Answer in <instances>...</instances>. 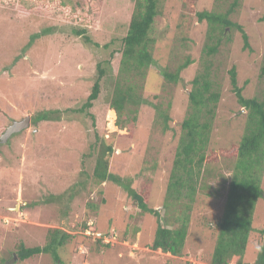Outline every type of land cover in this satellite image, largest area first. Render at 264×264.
Instances as JSON below:
<instances>
[{
	"label": "rangeland",
	"instance_id": "374dc122",
	"mask_svg": "<svg viewBox=\"0 0 264 264\" xmlns=\"http://www.w3.org/2000/svg\"><path fill=\"white\" fill-rule=\"evenodd\" d=\"M37 1L54 0L0 3V137L13 122L30 118L28 129L4 143L0 140V264H210L215 223L223 213L225 183L235 163L234 156L226 159L218 152L238 145L245 123L228 71L235 68L243 97L264 99V0H160L149 34L152 63L138 81L142 90H136L143 102L130 107L135 113L129 120L123 117L122 128L112 110L113 129L108 126V104L119 71L121 39L138 0H56L74 15L68 19L57 9L32 13ZM234 2L228 20L241 27L248 46L239 30L227 28L211 59L210 77L219 85L221 99L208 150L218 157L203 169L182 256L153 252L148 246L157 218L134 207L124 186L110 179L96 185L94 167L106 159L109 178L136 190L145 185L148 208L162 213L189 83L202 70L204 47L213 43L208 35H217L195 13L222 14ZM186 58L193 63L180 72L178 84L165 83L162 73ZM98 64L107 76L98 99L84 108ZM158 103L160 108L170 106L166 131L156 121L153 106ZM41 114L48 118L33 123ZM110 146L108 155L105 148ZM261 188L264 193V171ZM49 230L71 236L58 249L59 261L46 254L18 260L19 243L43 246ZM263 244L261 198L242 264H253ZM237 261L233 257L229 264Z\"/></svg>",
	"mask_w": 264,
	"mask_h": 264
},
{
	"label": "trees",
	"instance_id": "16d2710c",
	"mask_svg": "<svg viewBox=\"0 0 264 264\" xmlns=\"http://www.w3.org/2000/svg\"><path fill=\"white\" fill-rule=\"evenodd\" d=\"M17 0H0L3 5L14 4ZM160 0H138L131 15L125 35L121 39L119 71L113 82L111 100L109 101L110 113L108 114L109 128L113 129L114 113L116 125L122 128L123 117L129 120L133 110L131 106H139L143 101L137 91L142 90L138 81L144 80L147 70L152 63V51L154 41L149 34L155 18L159 15ZM236 2L222 14L201 11L195 16L199 22L205 21L210 32L217 31L215 38L208 35L209 45L203 49L201 57L202 70L196 73L190 81V89L187 92V110L184 118L176 127L179 130V139L175 148L172 168L162 202V213L148 208L147 189L143 185L140 190L131 189L123 185L121 180L107 173L108 160L97 161L93 171V179L96 185L110 179L118 186H124L131 203L142 213L151 212L157 218V228L154 238L148 249L173 257H181L184 248L189 212L191 211L197 186L205 166L216 161L218 155L222 158L234 156L235 163L227 183H225L224 208L219 220L215 223L217 230L216 240L211 253L210 264H229L233 257H238L236 264H242L252 231V217L258 199L264 198L261 188V180L264 171V99H247L242 96L236 78V70L232 67L228 71L229 86L236 98V102L245 111V123L241 139L237 146L230 150H220L218 155L208 150L213 124L217 117L218 104L221 99L219 85L210 77L212 57L216 54L218 44L224 37L227 28H235L242 34L244 45L247 47V36L241 27L228 20L233 12ZM57 9L65 19L74 18L69 14V9L64 8L54 0L51 3L35 2L32 13L52 11ZM83 34L82 31L78 35ZM88 44L89 40L84 39ZM106 47V46H105ZM193 61L186 58L173 71H164L162 77L165 83L176 85L180 80V72L190 66ZM261 76H264V56L261 66ZM106 70L97 65V76L86 98L84 108L92 107V103L98 99L100 86L106 78ZM137 90V91H136ZM156 121L162 125L163 131L169 129L170 117L166 108H160V104L153 106ZM113 110V111H112ZM41 114L38 119H47ZM105 152L112 154V148H105ZM86 223H84L85 225ZM87 226H84V229ZM71 236L58 230H49L48 238L43 246L25 247L19 243L16 249L18 260L24 261L40 254L50 255L55 261H59L58 249L66 245ZM102 240V238H100ZM99 239V240H100ZM102 242V241H101ZM98 242V243H101ZM103 243V242H102ZM103 247H108L104 243ZM102 246V245H101ZM184 264H191L185 262ZM253 264H264V244L260 247Z\"/></svg>",
	"mask_w": 264,
	"mask_h": 264
},
{
	"label": "water",
	"instance_id": "95a60500",
	"mask_svg": "<svg viewBox=\"0 0 264 264\" xmlns=\"http://www.w3.org/2000/svg\"><path fill=\"white\" fill-rule=\"evenodd\" d=\"M30 126V118L27 116L20 122H13V124L6 129L4 134L0 137V140L4 143L11 135L19 133Z\"/></svg>",
	"mask_w": 264,
	"mask_h": 264
}]
</instances>
